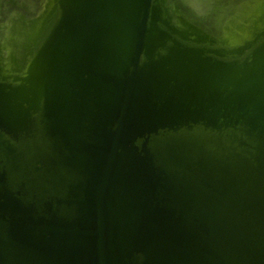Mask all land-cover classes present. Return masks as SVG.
<instances>
[{"label": "water", "instance_id": "95a60500", "mask_svg": "<svg viewBox=\"0 0 264 264\" xmlns=\"http://www.w3.org/2000/svg\"><path fill=\"white\" fill-rule=\"evenodd\" d=\"M43 14L0 32V264H264V13Z\"/></svg>", "mask_w": 264, "mask_h": 264}, {"label": "bare ground", "instance_id": "6f19581e", "mask_svg": "<svg viewBox=\"0 0 264 264\" xmlns=\"http://www.w3.org/2000/svg\"><path fill=\"white\" fill-rule=\"evenodd\" d=\"M0 0V32L6 34L11 22L24 21L37 26L51 0ZM173 20L183 16L195 27L208 32L234 34L255 23L264 13V0H162ZM48 3V4H47ZM48 5V6H47ZM252 20V21H251ZM33 29V28H32ZM36 29V27H35ZM11 36V35H10ZM9 36V37H10ZM21 35L11 36L14 42ZM9 40H6V43Z\"/></svg>", "mask_w": 264, "mask_h": 264}]
</instances>
